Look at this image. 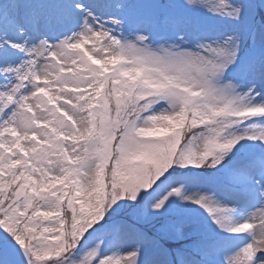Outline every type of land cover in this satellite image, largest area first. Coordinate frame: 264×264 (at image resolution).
<instances>
[{
    "label": "snow or ice",
    "instance_id": "6c2138e0",
    "mask_svg": "<svg viewBox=\"0 0 264 264\" xmlns=\"http://www.w3.org/2000/svg\"><path fill=\"white\" fill-rule=\"evenodd\" d=\"M0 264H264V0H0Z\"/></svg>",
    "mask_w": 264,
    "mask_h": 264
}]
</instances>
